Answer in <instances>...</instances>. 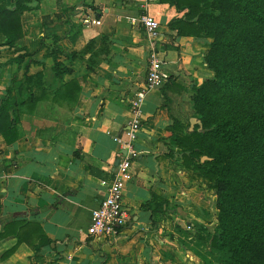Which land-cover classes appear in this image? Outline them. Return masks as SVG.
I'll list each match as a JSON object with an SVG mask.
<instances>
[{
	"label": "crops",
	"instance_id": "crops-1",
	"mask_svg": "<svg viewBox=\"0 0 264 264\" xmlns=\"http://www.w3.org/2000/svg\"><path fill=\"white\" fill-rule=\"evenodd\" d=\"M143 1L29 0L21 17L23 37L14 47L0 45V100L13 78L24 76L27 64L30 74L44 70L52 78L54 56L71 69L57 85L80 84L76 98L39 101L34 108L22 102L18 90L11 94L12 107L23 112L20 137L9 144L0 135V233H6L0 264H209L196 253L203 250L196 240L176 228L177 221L187 219L192 235L194 223L212 229L218 214L215 191L179 158L165 156L163 140L172 145L171 116L185 124L194 117L193 87L214 75L205 61L212 39L178 35L168 24L184 12L160 1L143 9ZM147 11L160 23L154 39L138 20ZM86 17L99 22L88 26ZM154 47L169 78L150 89L143 105L135 142L140 155L124 193L130 219L119 235L97 240L89 230L107 194L104 180L112 177L119 157L114 136L125 135L130 102L146 84ZM25 52L31 55L13 60ZM153 192L177 207L158 227L151 211L142 208ZM22 221L39 224L51 243L35 252L32 245L41 238L32 226L20 231L19 242Z\"/></svg>",
	"mask_w": 264,
	"mask_h": 264
},
{
	"label": "trees",
	"instance_id": "trees-1",
	"mask_svg": "<svg viewBox=\"0 0 264 264\" xmlns=\"http://www.w3.org/2000/svg\"><path fill=\"white\" fill-rule=\"evenodd\" d=\"M10 1L12 5L0 0V33L5 36L0 45L14 47L23 37L21 17L29 0ZM157 1L184 12L168 24L178 35L212 39L205 61L214 75L195 85L192 95L194 116L202 121V128L197 124L190 130V123L171 116L172 145L163 140L168 145L165 156L179 158L182 166L202 176L216 194V225L210 229L194 223L195 234L183 235L196 240L195 245L203 248L196 253L209 264H264V0ZM29 55L25 52L13 60L21 62ZM54 59L52 78L44 70L30 74L27 64L24 76L14 77L0 100V135L7 143L20 137L18 123L23 112L12 107L13 91L18 90L22 102L32 108L39 101L78 96L77 80L57 85V79L71 69L57 56ZM165 98L164 105L169 100ZM142 208L151 211L154 227L162 224L166 213H177V207L156 192ZM19 224V242L25 227L37 230L41 241L32 245L35 252L51 243L39 224ZM5 234L2 231L0 239Z\"/></svg>",
	"mask_w": 264,
	"mask_h": 264
},
{
	"label": "built area",
	"instance_id": "built-area-1",
	"mask_svg": "<svg viewBox=\"0 0 264 264\" xmlns=\"http://www.w3.org/2000/svg\"><path fill=\"white\" fill-rule=\"evenodd\" d=\"M157 0H144L141 5L143 9ZM138 20L143 24L147 35L156 38L160 26L155 16L148 11L142 13ZM84 24L90 26L99 22L96 18L86 17ZM160 51L154 47L150 51L149 63L146 75V84L143 89L138 90L130 102V119L124 136H114V140L120 145L119 163L114 167L112 177L104 180L107 186V194L94 210L89 233L97 240H105L119 235L130 219L129 213L124 206V193L126 185L131 179L133 162L139 157L140 152L135 142L138 132L143 123V105L147 93L153 87H162L169 78V74L162 66ZM191 229L192 226L188 225Z\"/></svg>",
	"mask_w": 264,
	"mask_h": 264
},
{
	"label": "rangeland",
	"instance_id": "rangeland-1",
	"mask_svg": "<svg viewBox=\"0 0 264 264\" xmlns=\"http://www.w3.org/2000/svg\"><path fill=\"white\" fill-rule=\"evenodd\" d=\"M186 124H189V122H187ZM177 232H180V233H185V232H191L192 229H189L188 228V225H191L190 223L187 222V219H185V221H177ZM209 224H212V222H209ZM174 229V228H173Z\"/></svg>",
	"mask_w": 264,
	"mask_h": 264
},
{
	"label": "water",
	"instance_id": "water-1",
	"mask_svg": "<svg viewBox=\"0 0 264 264\" xmlns=\"http://www.w3.org/2000/svg\"><path fill=\"white\" fill-rule=\"evenodd\" d=\"M197 124L200 125V129H201L202 128V121L195 116L192 117L190 119V130H193L195 125H197ZM202 160H205V157L202 158ZM118 163H119V159L116 160L115 167L118 165Z\"/></svg>",
	"mask_w": 264,
	"mask_h": 264
}]
</instances>
